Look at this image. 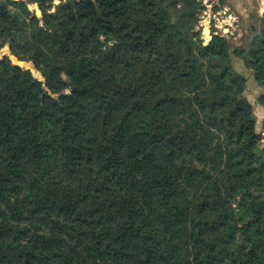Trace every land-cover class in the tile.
<instances>
[{"label":"trees","instance_id":"obj_1","mask_svg":"<svg viewBox=\"0 0 264 264\" xmlns=\"http://www.w3.org/2000/svg\"><path fill=\"white\" fill-rule=\"evenodd\" d=\"M28 1L0 0L45 78L0 57V264H264V137L201 0Z\"/></svg>","mask_w":264,"mask_h":264},{"label":"rangeland","instance_id":"obj_2","mask_svg":"<svg viewBox=\"0 0 264 264\" xmlns=\"http://www.w3.org/2000/svg\"><path fill=\"white\" fill-rule=\"evenodd\" d=\"M32 1L33 0H31V2ZM179 1L181 4H183V0ZM49 2L52 7H54L60 1L49 0ZM32 3H37L40 9L39 1L34 0V2ZM189 3L190 2H188V4ZM195 5L196 4L188 5V8ZM213 7L215 8H212L213 15H216L215 17H212L210 23L211 36L215 34V32H217L218 34L227 38L232 68L245 78V97L253 108V113L256 119V130L264 137V132H262L264 109L258 103V97L264 92V90L256 82L253 76V69L249 65H247L242 57H239L235 54V49L237 50L246 48L250 43V39L252 37L259 36L261 34L260 29L262 27V19L264 18V0H217L214 3ZM202 8L203 6L201 7L199 5H196V14L194 16L197 18L195 30L197 31L198 35L195 37V40L199 39L202 41V43L206 44L211 37L209 38L210 34L209 31H207L209 30V27H206V25L202 23V20L207 18L206 16H203L202 18ZM217 12L219 13L217 14ZM227 28L228 32L225 31L227 30ZM205 30L206 33L208 32L207 34L204 33ZM183 47V43L178 44L175 47V52L181 53ZM30 68L33 71L37 69H33V67L31 66ZM261 142L264 143V138L261 139Z\"/></svg>","mask_w":264,"mask_h":264},{"label":"water","instance_id":"obj_3","mask_svg":"<svg viewBox=\"0 0 264 264\" xmlns=\"http://www.w3.org/2000/svg\"><path fill=\"white\" fill-rule=\"evenodd\" d=\"M26 6H27V9L35 16H37L39 19H42V11L39 9L38 7V4L37 3H32V2H27L26 3ZM107 40H110V37H106ZM6 47L8 48L9 50V46L6 45ZM3 57H6V58H9L11 60V63L12 65H15V66H20L21 68H23L24 70H29L30 72H32L31 68L28 67V66H21V64L17 63V62H14L9 56H3ZM2 57V58H3ZM15 57V56H14ZM16 58V57H15ZM1 59V58H0ZM19 60V59H18ZM20 61V60H19ZM33 68H37L36 65L34 64L33 61H30L29 62ZM37 70V69H36ZM33 73V72H32ZM33 76L35 78H37L38 80L42 81L44 83L45 81V78H43L39 72V76H36L34 73H33Z\"/></svg>","mask_w":264,"mask_h":264},{"label":"built area","instance_id":"obj_4","mask_svg":"<svg viewBox=\"0 0 264 264\" xmlns=\"http://www.w3.org/2000/svg\"><path fill=\"white\" fill-rule=\"evenodd\" d=\"M217 0H201V4L203 6L202 8V18L203 16H206L207 18L206 19H203L202 20V23L204 25H206V27L208 26L209 27V38L211 37V30H210V23H211V19L212 17H215L216 14L213 15V12H212V8L214 3L216 2ZM177 6L180 8L182 6V4L180 2H178ZM219 12H217L218 14ZM228 32V28L227 30H225ZM215 34H218L217 32H215Z\"/></svg>","mask_w":264,"mask_h":264},{"label":"bare ground","instance_id":"obj_5","mask_svg":"<svg viewBox=\"0 0 264 264\" xmlns=\"http://www.w3.org/2000/svg\"><path fill=\"white\" fill-rule=\"evenodd\" d=\"M207 30V29H206ZM206 30H205V34H207L206 33ZM208 31V30H207ZM2 55H8V53L6 52V50H3V51H1L0 52V57L2 56ZM10 56V58L14 61V62H17V63H19V64H21V66H28V67H33L29 62H26V61H22V60H18L17 58H15L14 56H12V55H9ZM34 69V68H33ZM32 70V69H31ZM32 72L36 75V76H39V71L38 70H32Z\"/></svg>","mask_w":264,"mask_h":264},{"label":"crops","instance_id":"obj_6","mask_svg":"<svg viewBox=\"0 0 264 264\" xmlns=\"http://www.w3.org/2000/svg\"><path fill=\"white\" fill-rule=\"evenodd\" d=\"M183 3H184V1H183Z\"/></svg>","mask_w":264,"mask_h":264}]
</instances>
